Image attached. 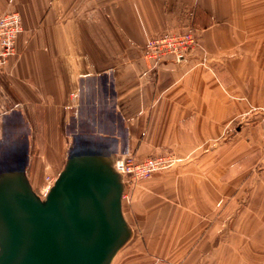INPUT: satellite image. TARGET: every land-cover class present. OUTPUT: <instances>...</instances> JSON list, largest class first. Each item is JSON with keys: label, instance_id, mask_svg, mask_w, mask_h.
Segmentation results:
<instances>
[{"label": "crops", "instance_id": "1", "mask_svg": "<svg viewBox=\"0 0 264 264\" xmlns=\"http://www.w3.org/2000/svg\"><path fill=\"white\" fill-rule=\"evenodd\" d=\"M11 9L23 31L0 114L9 88L17 116L42 104L50 134L178 158L127 182L133 235L112 264H264V0H0ZM190 21L199 46L153 68L147 40Z\"/></svg>", "mask_w": 264, "mask_h": 264}, {"label": "water", "instance_id": "2", "mask_svg": "<svg viewBox=\"0 0 264 264\" xmlns=\"http://www.w3.org/2000/svg\"><path fill=\"white\" fill-rule=\"evenodd\" d=\"M0 139V264H112L129 242L120 137L80 131L41 196L28 176L30 126L5 118Z\"/></svg>", "mask_w": 264, "mask_h": 264}, {"label": "built area", "instance_id": "3", "mask_svg": "<svg viewBox=\"0 0 264 264\" xmlns=\"http://www.w3.org/2000/svg\"><path fill=\"white\" fill-rule=\"evenodd\" d=\"M22 31L23 20L19 11L11 9L0 15V69L6 67L11 57L16 55V42ZM200 37L199 28L190 21L181 30L150 37L146 43L145 57L155 69L168 59L180 61L199 46ZM177 161L176 154L171 151L144 159H137L126 152L116 160V167L123 172L128 182L137 183L156 172L171 168Z\"/></svg>", "mask_w": 264, "mask_h": 264}, {"label": "rangeland", "instance_id": "4", "mask_svg": "<svg viewBox=\"0 0 264 264\" xmlns=\"http://www.w3.org/2000/svg\"><path fill=\"white\" fill-rule=\"evenodd\" d=\"M9 94V88H5L3 91V107L2 114H0V121L1 119L3 121L6 117L10 118L11 116L17 119L16 108L17 105L21 106V104L11 102ZM34 109V116L30 111L29 118H25V121L29 122L31 138L27 170L35 190L42 196H45L47 187L50 184H54L57 176L63 169L74 134H63L60 132L61 129L57 126L54 128L56 133H48L42 113V104L36 103ZM72 111H74V107ZM257 112L258 115H261L264 109H258ZM70 121L72 122V126L74 123L72 120ZM3 136L5 135L2 130L0 131V139H2ZM125 182L127 184V179H125Z\"/></svg>", "mask_w": 264, "mask_h": 264}, {"label": "bare ground", "instance_id": "5", "mask_svg": "<svg viewBox=\"0 0 264 264\" xmlns=\"http://www.w3.org/2000/svg\"><path fill=\"white\" fill-rule=\"evenodd\" d=\"M54 129V128H53ZM115 167H116V161H115ZM116 169L119 171V172H121L117 167H116ZM122 173V175H123V177H124V174H123V172H121ZM125 178V177H124ZM52 187V185L49 187V190H50V188ZM48 189H47V193H48V191H49ZM46 193V194H47ZM41 195V194H40ZM42 196V195H41ZM46 196V195H45ZM44 197V196H43Z\"/></svg>", "mask_w": 264, "mask_h": 264}]
</instances>
